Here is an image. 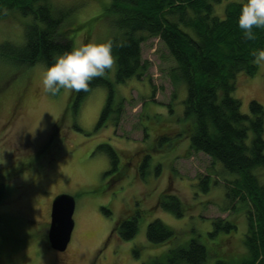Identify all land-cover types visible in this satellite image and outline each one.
I'll use <instances>...</instances> for the list:
<instances>
[{"label": "rangeland", "instance_id": "obj_1", "mask_svg": "<svg viewBox=\"0 0 264 264\" xmlns=\"http://www.w3.org/2000/svg\"><path fill=\"white\" fill-rule=\"evenodd\" d=\"M111 2L48 1L64 16V32L96 18L88 40L84 42L80 35L75 46L106 42L114 35V17L97 19ZM232 2L215 0L216 16L224 18ZM24 22L17 13L0 21V44H20ZM142 58L151 64L145 78L116 86L114 105L119 98L126 100L117 128L110 118L100 129L97 125L108 99L107 88H95L75 116L70 107L73 90L61 89L55 95L43 90V65L19 68L0 63V182L8 194L0 205V264H166L169 251L186 246L187 239L194 237L216 254L207 264L245 256L248 203L239 198L230 202L226 191L227 181L235 176L226 175L207 155L190 152L186 140L172 137L169 149L160 147L164 142L153 130L163 120L155 116L168 117L172 106L171 118L180 116L183 124L185 87L171 82L169 71L174 62L159 40L142 45ZM154 88L155 100L151 99ZM233 96L241 101L243 114L251 113V101L264 107V65L258 66L253 77L240 74ZM64 112V126L54 132ZM105 145L120 153L116 171L110 153L102 148ZM124 162L128 163L126 170ZM204 178L210 183L207 192L201 182ZM167 193L181 201L182 217L159 206L161 201L170 205ZM59 195L76 200L75 228L64 253L52 250L47 237L52 204ZM132 218L139 223L135 238L124 240L113 233L118 221ZM219 219L234 223L237 230L217 231L214 221ZM154 220L176 232L171 243L149 242L147 228ZM221 240L227 241L218 250ZM226 250L229 259L221 255Z\"/></svg>", "mask_w": 264, "mask_h": 264}, {"label": "trees", "instance_id": "obj_2", "mask_svg": "<svg viewBox=\"0 0 264 264\" xmlns=\"http://www.w3.org/2000/svg\"><path fill=\"white\" fill-rule=\"evenodd\" d=\"M48 1L0 0V21L6 20L10 13L25 19L21 43L5 41L0 44V63L19 68L50 65L54 55L75 47V39L80 35L84 42L88 40L90 24L96 18L81 23L78 29L71 27L64 32V16ZM240 5L241 0H233L226 6L225 17L219 18L215 14V0H112L109 9L97 19H116L112 25L114 35L108 40L112 43L113 66L105 76L90 81L87 91L73 90L70 94V107L76 116L95 88H107L108 99L97 129L103 128L110 118L117 128L126 100L119 98L114 105L116 86L132 79L141 80L149 72L151 64L142 58L144 43L154 39L163 44L174 62L169 71L170 80L177 87H185V100L183 124L180 116L171 118L175 112L172 106H169L168 117L155 116L163 120L157 121L160 126L153 130L156 138L165 144L160 147L169 149L172 137L176 141H188L190 152L207 155L226 175L235 176L227 181L230 202L239 198L242 203H248L245 256L230 260L226 250L221 255L229 262L217 260L214 264H264V176L261 175L264 173V107L251 101V113L243 114L241 101L233 96L240 74L253 77L257 73L258 65L253 63L251 52L264 48V28L254 27L255 38L245 39L238 26ZM82 29L88 30L73 36ZM155 95L154 88L151 99L155 100ZM65 116L64 112L55 124L54 132L61 131ZM167 124H173V127H167ZM102 148L110 153L116 171L119 152L116 154L108 145ZM123 165L124 170L128 169V163ZM201 182L207 192L210 188L208 179ZM7 195L6 186L0 182V205L4 204ZM165 196L171 201L170 205L161 201L159 206L182 217L181 201L170 193ZM214 225L217 231L230 233L237 230L234 223L221 219L215 220ZM138 226L137 218L120 220L113 233L131 240L138 234ZM147 237L152 244L161 245L171 243L176 232L162 221L154 220L148 225ZM226 241L221 240L216 249L221 250ZM186 242V246L169 251L170 259L166 264H207L209 257L216 255L198 237Z\"/></svg>", "mask_w": 264, "mask_h": 264}, {"label": "clouds", "instance_id": "obj_3", "mask_svg": "<svg viewBox=\"0 0 264 264\" xmlns=\"http://www.w3.org/2000/svg\"><path fill=\"white\" fill-rule=\"evenodd\" d=\"M238 26L247 40L255 38L253 28H264V0H241ZM253 63L264 65V48L251 52ZM112 43L81 42L69 51L53 56V62L43 67L42 87L55 95L61 89L87 91L89 82L103 77L113 66Z\"/></svg>", "mask_w": 264, "mask_h": 264}, {"label": "water", "instance_id": "obj_4", "mask_svg": "<svg viewBox=\"0 0 264 264\" xmlns=\"http://www.w3.org/2000/svg\"><path fill=\"white\" fill-rule=\"evenodd\" d=\"M75 208L76 200L69 195H59L53 201L47 237L50 248L56 252H66L71 243Z\"/></svg>", "mask_w": 264, "mask_h": 264}]
</instances>
